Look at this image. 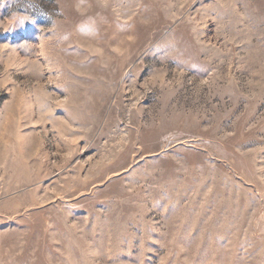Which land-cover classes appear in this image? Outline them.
Returning a JSON list of instances; mask_svg holds the SVG:
<instances>
[{
  "label": "rangeland",
  "instance_id": "rangeland-1",
  "mask_svg": "<svg viewBox=\"0 0 264 264\" xmlns=\"http://www.w3.org/2000/svg\"><path fill=\"white\" fill-rule=\"evenodd\" d=\"M0 264H264V0H0Z\"/></svg>",
  "mask_w": 264,
  "mask_h": 264
}]
</instances>
